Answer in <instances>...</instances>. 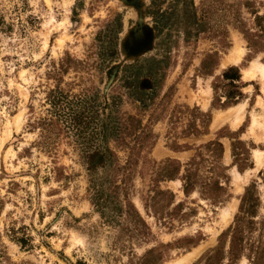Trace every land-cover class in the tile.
I'll use <instances>...</instances> for the list:
<instances>
[{"label": "rangeland", "instance_id": "1", "mask_svg": "<svg viewBox=\"0 0 264 264\" xmlns=\"http://www.w3.org/2000/svg\"><path fill=\"white\" fill-rule=\"evenodd\" d=\"M256 17L264 0H0V264H264ZM167 159L223 191L160 181Z\"/></svg>", "mask_w": 264, "mask_h": 264}, {"label": "trees", "instance_id": "2", "mask_svg": "<svg viewBox=\"0 0 264 264\" xmlns=\"http://www.w3.org/2000/svg\"><path fill=\"white\" fill-rule=\"evenodd\" d=\"M257 19V25L258 29H245L244 36L247 40L248 43V48L250 53H258L260 51H264V25L262 22L264 21V17H256ZM246 32V33H245ZM222 78L225 80H229L233 86L236 85V82H240L241 75L239 72V69L236 67H230L226 71L223 72ZM238 87V86H237ZM241 93L239 91L236 92L235 98H237ZM53 104V101L51 102ZM202 147L209 149L210 147L212 148L210 151L214 152V150H218V155L221 157L223 154V146L222 144L216 140V141H210L203 145ZM218 156V157H219ZM167 165L172 166L171 169L169 168H163L159 171L160 175V181H164L167 179H174L180 177L183 183V190L186 195H188L192 190H194L195 185H202L204 186L203 189L205 190L208 185H212V189L216 191H223V187L221 186V182L219 179H215L212 181L211 184L207 180L200 181L197 178V175L193 172L192 166L196 165L195 160H191L186 167L184 168V172L180 175V170H181V164L177 161L167 159L166 160ZM225 176V175H224ZM227 179V178H226ZM208 182V183H207ZM169 194L170 201L173 203L174 201V195L170 191H166ZM243 202V201H242ZM170 203V202H169ZM242 209V205L240 206V210ZM137 213V217L139 220L144 224V221L142 217ZM240 218H237V221L239 222ZM229 231V229H228ZM226 234V233H224ZM233 236V232H232ZM233 239V238H232ZM229 251H232L233 254V245L230 243V248ZM235 255V254H234ZM206 264H212V257H208L205 259Z\"/></svg>", "mask_w": 264, "mask_h": 264}, {"label": "bare ground", "instance_id": "3", "mask_svg": "<svg viewBox=\"0 0 264 264\" xmlns=\"http://www.w3.org/2000/svg\"><path fill=\"white\" fill-rule=\"evenodd\" d=\"M240 57H241V52L236 50L235 53L233 52V55L229 56V58L227 59L226 62H230V63L235 64L240 60ZM255 75H259L260 78L263 79V81H264V64L254 63L251 66V68L245 70V72H244V77H246V78H252ZM231 113L232 112H230V113L227 112L226 114H217L218 116L216 117V119L219 117V118H221V120H224V119L226 120L232 116ZM240 116L241 115L238 112L236 115H234V118L232 119V123L234 124V126H235V123L238 122L237 120H239ZM255 153H256L257 159L259 160L262 156L261 152L255 151ZM224 213H226V212H224ZM229 213H230V211H229ZM224 221H225V219H224ZM197 253H198V251L191 253V254H186L182 258H180V259H178L172 263L170 262L168 264H189L192 261V259L197 255Z\"/></svg>", "mask_w": 264, "mask_h": 264}, {"label": "flooded vegetation", "instance_id": "4", "mask_svg": "<svg viewBox=\"0 0 264 264\" xmlns=\"http://www.w3.org/2000/svg\"><path fill=\"white\" fill-rule=\"evenodd\" d=\"M126 1H130V0H126ZM146 40H148V37L145 33H138L136 39L134 40L135 50L137 47L143 48L145 46V44H147ZM138 51H140V50H138Z\"/></svg>", "mask_w": 264, "mask_h": 264}]
</instances>
